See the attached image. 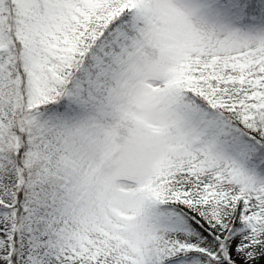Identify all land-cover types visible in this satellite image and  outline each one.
<instances>
[{
	"label": "snow or ice",
	"instance_id": "1",
	"mask_svg": "<svg viewBox=\"0 0 264 264\" xmlns=\"http://www.w3.org/2000/svg\"><path fill=\"white\" fill-rule=\"evenodd\" d=\"M0 264H264V0H0Z\"/></svg>",
	"mask_w": 264,
	"mask_h": 264
}]
</instances>
